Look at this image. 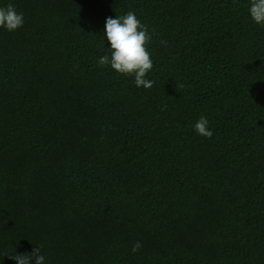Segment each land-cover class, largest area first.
Returning a JSON list of instances; mask_svg holds the SVG:
<instances>
[{"label":"trees","instance_id":"obj_1","mask_svg":"<svg viewBox=\"0 0 264 264\" xmlns=\"http://www.w3.org/2000/svg\"><path fill=\"white\" fill-rule=\"evenodd\" d=\"M9 3L24 23L0 28V264L37 247L44 264H264L250 0ZM129 11L152 37L150 89L98 65L106 19Z\"/></svg>","mask_w":264,"mask_h":264},{"label":"clouds","instance_id":"obj_2","mask_svg":"<svg viewBox=\"0 0 264 264\" xmlns=\"http://www.w3.org/2000/svg\"><path fill=\"white\" fill-rule=\"evenodd\" d=\"M249 14L253 22L264 26V0H250ZM23 23V14L18 13L14 5L9 3L6 7H0V28L12 32L21 28ZM104 36L110 45V57L101 56L98 65H110L116 73L134 77L136 87L150 89L154 82L145 78L153 68V61L147 47L152 37L148 33L147 26L141 23L134 12L129 11L116 18L108 17ZM208 125V119L202 116L195 124V131L202 137L211 138L213 132ZM140 248V242H136L132 251L135 253ZM10 258L17 264H30L33 260L34 264H44L45 260L39 247L35 248L31 254H15Z\"/></svg>","mask_w":264,"mask_h":264}]
</instances>
